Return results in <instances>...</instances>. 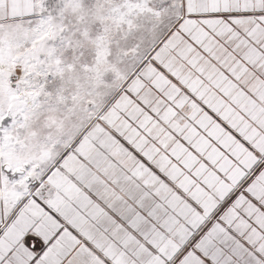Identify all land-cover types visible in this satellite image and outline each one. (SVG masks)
<instances>
[{
  "label": "snow or ice",
  "instance_id": "1",
  "mask_svg": "<svg viewBox=\"0 0 264 264\" xmlns=\"http://www.w3.org/2000/svg\"><path fill=\"white\" fill-rule=\"evenodd\" d=\"M251 107L264 0H0V264H104L127 185L170 145L184 167L153 191L209 203L178 136Z\"/></svg>",
  "mask_w": 264,
  "mask_h": 264
},
{
  "label": "crops",
  "instance_id": "2",
  "mask_svg": "<svg viewBox=\"0 0 264 264\" xmlns=\"http://www.w3.org/2000/svg\"><path fill=\"white\" fill-rule=\"evenodd\" d=\"M217 122L215 132L194 124L192 143L188 130L178 136L196 166H205L201 183L215 190L211 201L161 199L153 191L160 181L171 185L173 164L184 167L172 145L145 158L149 173L127 185L123 219L98 252L104 264H251L254 254L264 264V113L251 107L231 123ZM201 137L202 151L194 146ZM149 174L158 178L152 187L143 183Z\"/></svg>",
  "mask_w": 264,
  "mask_h": 264
},
{
  "label": "rangeland",
  "instance_id": "3",
  "mask_svg": "<svg viewBox=\"0 0 264 264\" xmlns=\"http://www.w3.org/2000/svg\"><path fill=\"white\" fill-rule=\"evenodd\" d=\"M250 256H251V253H248V257H250ZM248 262L251 263V264H262L263 263L262 259H259L256 256V254L253 255L252 260L249 261V259H248Z\"/></svg>",
  "mask_w": 264,
  "mask_h": 264
}]
</instances>
